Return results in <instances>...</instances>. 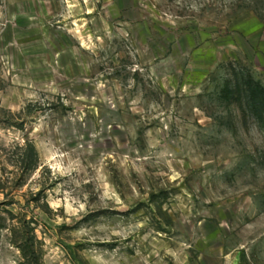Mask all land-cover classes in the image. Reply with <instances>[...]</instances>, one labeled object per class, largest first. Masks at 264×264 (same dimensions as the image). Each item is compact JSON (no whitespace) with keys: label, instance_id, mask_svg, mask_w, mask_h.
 <instances>
[{"label":"rangeland","instance_id":"rangeland-1","mask_svg":"<svg viewBox=\"0 0 264 264\" xmlns=\"http://www.w3.org/2000/svg\"><path fill=\"white\" fill-rule=\"evenodd\" d=\"M0 264H264V0H0Z\"/></svg>","mask_w":264,"mask_h":264},{"label":"trees","instance_id":"trees-1","mask_svg":"<svg viewBox=\"0 0 264 264\" xmlns=\"http://www.w3.org/2000/svg\"><path fill=\"white\" fill-rule=\"evenodd\" d=\"M22 250V249H21Z\"/></svg>","mask_w":264,"mask_h":264}]
</instances>
